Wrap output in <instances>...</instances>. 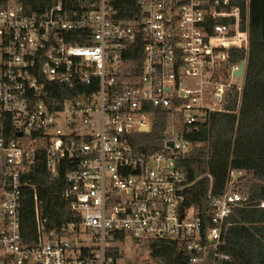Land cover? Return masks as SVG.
Segmentation results:
<instances>
[{
	"label": "built area",
	"instance_id": "built-area-1",
	"mask_svg": "<svg viewBox=\"0 0 264 264\" xmlns=\"http://www.w3.org/2000/svg\"><path fill=\"white\" fill-rule=\"evenodd\" d=\"M249 5L54 0L36 11L0 0V264H136L123 260L127 237L148 252V240L173 241L191 254L186 264L227 263L229 219L252 207L236 189L244 172L229 171L202 217L183 208L177 161L233 91L241 99L245 73L235 75L231 53L249 48ZM156 124L162 146L139 151ZM43 154L52 178L64 171V197L80 215L55 229L26 179ZM29 190L32 240L22 227ZM148 255L141 264H163Z\"/></svg>",
	"mask_w": 264,
	"mask_h": 264
},
{
	"label": "trees",
	"instance_id": "trees-1",
	"mask_svg": "<svg viewBox=\"0 0 264 264\" xmlns=\"http://www.w3.org/2000/svg\"><path fill=\"white\" fill-rule=\"evenodd\" d=\"M53 1L26 3L33 10L42 11ZM249 11V48L231 53L233 63L247 59L241 99L233 91L224 104L225 111L211 114L194 135L193 139L201 145L177 161L185 177L183 208L194 209L202 217H210V200L225 192L229 171L244 172L236 189L248 197L252 207L236 209L229 219L223 248L229 255L226 264H264V209L257 206L264 201V0H250ZM163 130L164 125L156 124L153 132L140 134L138 150L159 149ZM44 159L45 154L26 179L37 190L48 227L55 229L64 222L79 220L80 215L64 197L68 187L64 171L61 169L60 175L52 178ZM26 193L22 227L28 240H32L36 235L33 192ZM147 242L152 259L158 263L186 264L191 257L173 241Z\"/></svg>",
	"mask_w": 264,
	"mask_h": 264
},
{
	"label": "rangeland",
	"instance_id": "rangeland-1",
	"mask_svg": "<svg viewBox=\"0 0 264 264\" xmlns=\"http://www.w3.org/2000/svg\"><path fill=\"white\" fill-rule=\"evenodd\" d=\"M238 82H242V80ZM121 250L123 252V260L136 264H141L149 256L148 248L137 243L132 237L126 238Z\"/></svg>",
	"mask_w": 264,
	"mask_h": 264
},
{
	"label": "water",
	"instance_id": "water-1",
	"mask_svg": "<svg viewBox=\"0 0 264 264\" xmlns=\"http://www.w3.org/2000/svg\"><path fill=\"white\" fill-rule=\"evenodd\" d=\"M247 66V61L244 59L241 61L240 68L235 72V75L243 77Z\"/></svg>",
	"mask_w": 264,
	"mask_h": 264
}]
</instances>
